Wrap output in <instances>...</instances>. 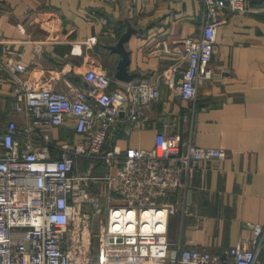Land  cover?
<instances>
[{
    "label": "crops",
    "instance_id": "1",
    "mask_svg": "<svg viewBox=\"0 0 264 264\" xmlns=\"http://www.w3.org/2000/svg\"><path fill=\"white\" fill-rule=\"evenodd\" d=\"M247 7L217 14L221 22L211 62L213 75L199 84L196 100H189L181 95L187 65L182 40L200 35L206 14L201 3L0 0L1 122L5 126L12 118L27 121L15 109L18 96L6 69L8 62L25 66L18 75L31 87L90 94L92 86L84 75L90 66L107 70L113 78L111 88L127 81L116 74L122 55L115 49L126 36L128 69L136 74L132 80L157 85L160 96L150 109L153 125L138 128L122 120L112 128L106 147L117 142L151 147L158 126L176 122L183 137L191 134L199 145L226 148L227 158L192 176L188 212L171 215L169 232L182 248H207L220 259H230L229 247L253 238L255 223L264 224V0H252ZM175 63L179 69L171 83L170 68ZM74 124L71 119L62 126L45 125L34 131L38 139L48 131L56 142H73L82 139ZM54 154H60L58 148ZM101 167L106 170L102 165L97 169ZM98 252L92 253L90 264L96 256L101 264ZM129 259L133 264H176L172 254ZM263 261L264 247L257 264Z\"/></svg>",
    "mask_w": 264,
    "mask_h": 264
},
{
    "label": "built area",
    "instance_id": "2",
    "mask_svg": "<svg viewBox=\"0 0 264 264\" xmlns=\"http://www.w3.org/2000/svg\"><path fill=\"white\" fill-rule=\"evenodd\" d=\"M195 1L206 14L200 35L182 40L187 65L181 95L189 100H196L199 84L213 75L217 14L246 10L252 0ZM6 69L16 83L15 109L27 121L12 118L3 126L0 120V264H90L95 216L101 219V264L169 254L176 264H257L264 224L255 223L253 238L229 247L230 259L207 248H182L169 232L171 215L188 212L192 176L227 158L226 148L199 145L191 134L183 137L176 122L158 126L151 147L120 142L106 147L122 120L138 128L153 125L157 85L129 80L111 88L107 70L90 66L84 75L91 93L70 94L31 87L18 75L25 69L21 63L8 62ZM178 69V63L171 66V83ZM71 119L81 140L59 143L48 131L39 139L35 135L37 127L62 126ZM80 157L89 158L87 167H81ZM101 165L104 172L97 169Z\"/></svg>",
    "mask_w": 264,
    "mask_h": 264
},
{
    "label": "rangeland",
    "instance_id": "3",
    "mask_svg": "<svg viewBox=\"0 0 264 264\" xmlns=\"http://www.w3.org/2000/svg\"><path fill=\"white\" fill-rule=\"evenodd\" d=\"M79 161H80L81 167H87L88 166V163H89V158H87V157H80L79 158ZM98 171L104 172L105 169H103L101 167V168L98 169ZM100 220L101 219H100L99 216H96L95 219L93 220V223H94V226H95L93 229H94V231H96L95 234H96L97 237H96V240L93 239L92 249H91V255H92V253H93V255L94 254L97 255V252H98V250L100 248V239H99V233H100V229H101L100 228V226H101L100 225L101 224ZM132 261H133L132 259H124V260L123 259L122 260H120V259H110L107 262V264H133ZM93 264H98L97 256H96L95 262H93Z\"/></svg>",
    "mask_w": 264,
    "mask_h": 264
},
{
    "label": "water",
    "instance_id": "4",
    "mask_svg": "<svg viewBox=\"0 0 264 264\" xmlns=\"http://www.w3.org/2000/svg\"><path fill=\"white\" fill-rule=\"evenodd\" d=\"M126 36L121 38L119 43L115 46V49L120 52L122 55V60L120 61L117 69V76L121 79L124 80H132V78L136 75L134 72H130L128 69V65L130 62V55L128 50L125 48L124 43H125Z\"/></svg>",
    "mask_w": 264,
    "mask_h": 264
},
{
    "label": "trees",
    "instance_id": "5",
    "mask_svg": "<svg viewBox=\"0 0 264 264\" xmlns=\"http://www.w3.org/2000/svg\"><path fill=\"white\" fill-rule=\"evenodd\" d=\"M0 120H1V119H0ZM1 121H2V120H1ZM93 228H94V227H93ZM95 233H96V231H94V229H93V237H95L94 239L96 240V237H97V236H96Z\"/></svg>",
    "mask_w": 264,
    "mask_h": 264
}]
</instances>
